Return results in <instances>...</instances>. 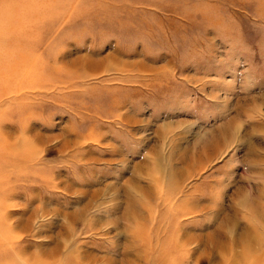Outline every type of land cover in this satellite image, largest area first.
Here are the masks:
<instances>
[{
    "label": "rangeland",
    "instance_id": "1",
    "mask_svg": "<svg viewBox=\"0 0 264 264\" xmlns=\"http://www.w3.org/2000/svg\"><path fill=\"white\" fill-rule=\"evenodd\" d=\"M0 264H264V0H0Z\"/></svg>",
    "mask_w": 264,
    "mask_h": 264
}]
</instances>
